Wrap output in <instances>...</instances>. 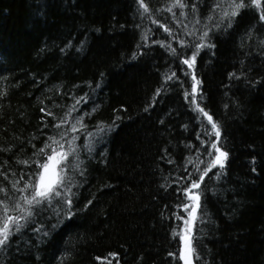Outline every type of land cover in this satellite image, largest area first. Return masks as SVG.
I'll return each instance as SVG.
<instances>
[{
  "label": "trees",
  "instance_id": "obj_1",
  "mask_svg": "<svg viewBox=\"0 0 264 264\" xmlns=\"http://www.w3.org/2000/svg\"><path fill=\"white\" fill-rule=\"evenodd\" d=\"M143 3L0 0V209L31 213L0 264H183L192 181L193 264H264V0ZM197 104L228 153L203 181ZM53 149L60 195L27 205Z\"/></svg>",
  "mask_w": 264,
  "mask_h": 264
},
{
  "label": "snow or ice",
  "instance_id": "obj_2",
  "mask_svg": "<svg viewBox=\"0 0 264 264\" xmlns=\"http://www.w3.org/2000/svg\"><path fill=\"white\" fill-rule=\"evenodd\" d=\"M176 3L180 7H184V5L181 3V0H176ZM141 7L147 11V6L143 3V0H140ZM251 5H255L256 7L260 6V0H251ZM233 9L231 13L225 12V16H236L240 9L244 8L246 5L244 3V0H231V5ZM171 11V9H169ZM261 19H264V13L261 14ZM208 35L207 32L203 34V37H206ZM201 37V39H203ZM204 44H197L195 45L196 51L193 53L190 59L183 60V64L188 65L189 68H193L196 56L199 52V49L204 47ZM174 51V50H173ZM174 75V74H173ZM172 77H168V79H171ZM192 93H196L198 90V85L200 84V81L196 79L195 74H192ZM186 93V98H187ZM197 110L203 114L204 117L207 118V121L211 125L212 128V134L216 137V142L211 143V148L215 150L214 158L210 162V167L206 168L204 170L203 175L200 177V180L203 181V177L207 175L208 171L211 170V168L219 166L220 168H223L225 166V163L228 159V153L226 151H223L219 146V138L221 135V130L219 125L213 121V117L205 111L203 108H200L197 104ZM73 130L75 131V127H73ZM62 147V146H61ZM53 155L48 156L47 162L42 164L40 167L43 169V171L38 173V180L35 184H29L27 187L33 188L34 191L31 195V198L29 197H22L24 202L27 205H34V204H40L43 200L49 199L53 194L56 196H59L60 193L56 190L57 185H61L63 183V177L62 175L56 171V167L59 163H61L62 160L67 158L68 153H56L55 149L52 150ZM209 156H213L212 152L208 153ZM27 163V162H25ZM200 187V184L196 181H192L191 188L186 189L185 191L188 193V198L194 201L195 206L191 208V211L188 212V215L192 221L196 219V211L200 207L199 201H200V195L198 193H192V189H198ZM67 204L71 205V200H67ZM17 209H19L22 213H25L24 215L20 216H12L9 215V208L5 204L2 209H0V247L7 244L9 236L13 234V231L19 232L20 228L23 226L21 224L22 220H26L28 215H31L30 211L28 209L23 208L20 204H16L15 206ZM185 210L187 211L189 208V205H185ZM181 219H183L181 217ZM185 228L182 231V233H174L175 235H179L181 241L183 242V247L179 253L180 259L183 261V264H193V256L198 255L195 253V249L192 247V236H191V224L188 220L184 221ZM106 259V258H105ZM108 264H111V261H108Z\"/></svg>",
  "mask_w": 264,
  "mask_h": 264
},
{
  "label": "rangeland",
  "instance_id": "obj_3",
  "mask_svg": "<svg viewBox=\"0 0 264 264\" xmlns=\"http://www.w3.org/2000/svg\"><path fill=\"white\" fill-rule=\"evenodd\" d=\"M55 151H56V153H61V151H60V150H55ZM50 155H53V152H52V153H50V154H49V156H50ZM47 158H48V157H47ZM46 162H47V159H46V161H45L44 163H46ZM57 169H58V165H57V167H56V171L58 172V170H57ZM41 171H43V169H42Z\"/></svg>",
  "mask_w": 264,
  "mask_h": 264
},
{
  "label": "water",
  "instance_id": "obj_4",
  "mask_svg": "<svg viewBox=\"0 0 264 264\" xmlns=\"http://www.w3.org/2000/svg\"><path fill=\"white\" fill-rule=\"evenodd\" d=\"M195 206V204H193V206L192 207H194ZM193 221L190 219V223H192ZM182 247H183V242H182Z\"/></svg>",
  "mask_w": 264,
  "mask_h": 264
}]
</instances>
